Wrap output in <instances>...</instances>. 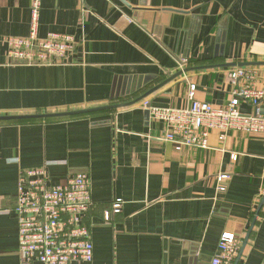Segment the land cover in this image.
Instances as JSON below:
<instances>
[{
  "label": "crops",
  "instance_id": "1",
  "mask_svg": "<svg viewBox=\"0 0 264 264\" xmlns=\"http://www.w3.org/2000/svg\"><path fill=\"white\" fill-rule=\"evenodd\" d=\"M30 25L31 0H0V115L116 106L0 121V264H43L22 261L14 213L21 173L43 166L55 184L79 172L92 181L94 257L71 264H212L224 231L245 244L237 264H264V135L213 131L208 148L178 147L144 103L186 107L193 82L197 98L225 107L237 67L264 88V65L216 66L264 61V0H43L40 36L77 39L54 64L8 54L5 38Z\"/></svg>",
  "mask_w": 264,
  "mask_h": 264
},
{
  "label": "built area",
  "instance_id": "2",
  "mask_svg": "<svg viewBox=\"0 0 264 264\" xmlns=\"http://www.w3.org/2000/svg\"><path fill=\"white\" fill-rule=\"evenodd\" d=\"M43 0H31V25L27 36H8V54L24 64L42 65L65 62L74 54V35L50 32L40 36V13ZM234 85L230 101L218 107L197 98L196 83L189 82L190 104L186 107H161L145 101L151 118L166 125L162 139L178 147H209L213 131L224 140L229 132L264 135V114L260 105L264 88L257 85V70L237 67L228 72ZM255 107V112L241 110L242 103ZM235 158V154H232ZM227 173L219 176L222 183ZM220 186V189H223ZM123 200L116 198L112 211L120 213ZM92 181L86 172L73 174L62 183H52L46 167L24 170L19 178L14 213L19 226V250L23 262L37 260L43 264H71L92 261L94 245L84 222L92 206ZM109 218L110 213H106ZM239 240L233 231H224L219 239L212 264H236Z\"/></svg>",
  "mask_w": 264,
  "mask_h": 264
},
{
  "label": "water",
  "instance_id": "3",
  "mask_svg": "<svg viewBox=\"0 0 264 264\" xmlns=\"http://www.w3.org/2000/svg\"><path fill=\"white\" fill-rule=\"evenodd\" d=\"M234 65H239V66L264 65V61H247V62L237 63V64L236 63H228V64H221V65H216V66H234ZM207 67H209V66L186 68V69H184V71H179L176 74H174L169 80L178 77L179 75L183 74L184 72L191 71V70H197V69H204ZM114 106H116V105H112V106L108 105V106L94 107V108L74 110V111H65V112H58V113H39V114H26V115H0V121H2V120H13V119H25V118L29 119V118L68 116V115L86 113V112H90V111H94V110H101L104 108L114 107ZM244 246H245V244L243 245V247ZM243 247L240 249L238 259L241 257V255L243 253V249H244ZM237 262H236V264H237Z\"/></svg>",
  "mask_w": 264,
  "mask_h": 264
}]
</instances>
